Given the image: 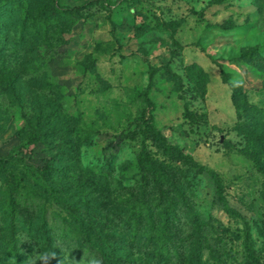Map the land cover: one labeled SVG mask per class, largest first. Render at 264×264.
<instances>
[{
  "label": "rangeland",
  "instance_id": "374dc122",
  "mask_svg": "<svg viewBox=\"0 0 264 264\" xmlns=\"http://www.w3.org/2000/svg\"><path fill=\"white\" fill-rule=\"evenodd\" d=\"M6 2L27 4L32 28L19 65L0 71V157L36 167L52 156L63 193L107 174L115 198L129 200L147 193L136 157L151 115L171 146L217 175L239 216L146 139L153 158L180 171L199 219L183 212L177 225L195 240L171 236L161 250L141 242L130 264H248L245 230L264 264V0ZM49 210L59 215L55 203Z\"/></svg>",
  "mask_w": 264,
  "mask_h": 264
},
{
  "label": "trees",
  "instance_id": "16d2710c",
  "mask_svg": "<svg viewBox=\"0 0 264 264\" xmlns=\"http://www.w3.org/2000/svg\"><path fill=\"white\" fill-rule=\"evenodd\" d=\"M8 4L0 0V71L19 65L32 28L28 5ZM40 27L44 35L47 27ZM184 116L190 123L195 120L188 111ZM142 125L144 140L136 165L143 180L141 190L147 193H131L129 200L115 198L105 178L107 174L87 177L78 186L79 193H73L72 185H64L67 192L63 193L56 187V176H64V167L54 165L52 156L36 167L24 164L12 153L0 157V264H85L89 256L100 259L102 264H130L141 242L143 247L161 250L171 236L181 241L195 240L188 231L181 234L183 229L177 226L182 224L183 212L186 221L190 219L195 224L199 219L184 198L180 171L165 160L153 158L146 139L172 161L204 178L218 209L230 217L239 216L227 202L212 170L171 146L153 124L151 115L142 119ZM78 174L80 178L84 176L82 171ZM51 202L56 204L59 215L50 212ZM122 204L128 207L120 208ZM242 245L247 263L259 264L247 230Z\"/></svg>",
  "mask_w": 264,
  "mask_h": 264
},
{
  "label": "clouds",
  "instance_id": "9594fccd",
  "mask_svg": "<svg viewBox=\"0 0 264 264\" xmlns=\"http://www.w3.org/2000/svg\"><path fill=\"white\" fill-rule=\"evenodd\" d=\"M85 264H102V261L95 256H89L85 261Z\"/></svg>",
  "mask_w": 264,
  "mask_h": 264
}]
</instances>
